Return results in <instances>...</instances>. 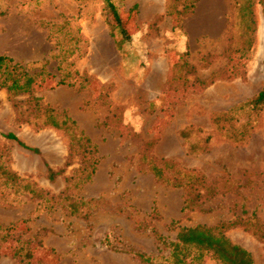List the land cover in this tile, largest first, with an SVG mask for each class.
Instances as JSON below:
<instances>
[{"label": "rangeland", "instance_id": "rangeland-1", "mask_svg": "<svg viewBox=\"0 0 264 264\" xmlns=\"http://www.w3.org/2000/svg\"><path fill=\"white\" fill-rule=\"evenodd\" d=\"M111 1L122 11L129 42L122 43L109 22L106 0H0V54L31 73L50 72L46 85L61 77L75 83L33 94L42 105L66 111L98 146L100 160L91 181L76 187L71 199L56 197L51 207L53 201L0 180V223L12 226L0 264H27L14 256L26 241L34 250L31 264H169L170 248L158 235L173 241L179 227L228 221L239 224L226 235L264 264V238L244 225L255 214L264 228V107L251 116L243 112L235 124L251 132L244 142L227 140L214 125L216 114L264 87L262 0H253L251 47L238 21L244 0ZM184 33L188 51L181 54ZM75 70L90 77L88 89ZM31 95L0 89V165L33 189L64 196L67 179L84 168L85 152L72 154L65 129L38 127L45 115L29 114ZM132 106L144 120L139 134L122 122ZM153 163L164 180L151 170ZM50 168L63 172L51 180ZM177 169L197 171L199 183L176 186L183 176ZM72 203L80 204L78 214ZM139 253L155 261L145 263ZM206 264L217 262L208 256Z\"/></svg>", "mask_w": 264, "mask_h": 264}, {"label": "trees", "instance_id": "trees-1", "mask_svg": "<svg viewBox=\"0 0 264 264\" xmlns=\"http://www.w3.org/2000/svg\"><path fill=\"white\" fill-rule=\"evenodd\" d=\"M107 1L108 19L114 29H116L120 36L121 42H129L132 35L128 29L127 23L124 21L122 11L111 0ZM264 4V0H262ZM255 2L253 0L239 1L238 3V21L241 27L244 28L246 33H249V37H245L247 47H251L253 37L257 30V17L254 9ZM75 75L81 80V84L84 88L88 89L91 79L87 74H80L78 70L74 71ZM44 75V77H42ZM53 77L50 72L42 69L31 73L27 66L16 62L12 57L4 54H0V89H8L12 92V95L17 93H32L29 101L33 107H30V115L34 112L35 118H38V111H41L45 117L38 126L39 128L46 126H53L58 129H65L70 135V145L72 148V154H75L77 150L85 152L86 158L84 159L85 165L80 173L76 174L70 179H67V187L64 196H52L48 192H41L33 189L30 183H23L24 179L18 175V173L11 171L4 166L0 165V180L5 183L11 184L18 188H24L29 190L28 192L34 197L42 200L43 202H51L47 204V207H51L56 204V197L59 199H71L72 191L89 181L92 180L96 173L97 165L99 164V148L92 140L85 134L83 130H80L76 121L66 113V111H57L50 106H44L41 103V97L35 96L33 93L39 91L42 88L54 89L61 85H67L74 87L75 83H68L66 77H61L59 80L53 82L51 85H46L48 78ZM264 107V87L261 91L250 100L240 103L233 107L228 112L218 113L214 117V125L221 132L222 136L229 141L241 143L251 137V132L236 127V123L240 121L241 114L247 112L249 116L255 115ZM27 114L26 112H24ZM37 113V114H36ZM63 115L61 118L60 116ZM29 116V115H27ZM28 122H32L29 118ZM37 122V121H36ZM37 125V123H35ZM236 128L234 133L231 130ZM9 139L16 141L20 146L30 149L39 153V149L32 148L26 145L16 134L9 133L6 135ZM184 139L190 138L188 131L182 132ZM209 138H207V142ZM74 148V149H73ZM192 152H197L195 147L192 146ZM147 158V156L145 157ZM165 164L168 161L162 160ZM151 162V161H150ZM152 163V162H151ZM174 168V163L171 164ZM151 170L158 179H165V175L161 167L156 163L151 165ZM179 173L183 174L181 179H178L175 183L176 186L186 187L191 189L199 182L200 175L197 171L187 170L183 172L177 169ZM61 171H55L52 168L49 169V177L51 180L61 173ZM203 178V176H201ZM204 183V182H201ZM191 201V200H190ZM90 201L83 200L82 205ZM191 202H188L186 207H190ZM70 210L74 214H78L81 210L79 203H72ZM176 224L175 222L173 223ZM239 223L237 221L221 222L216 225H196L192 227H179L178 234L175 240L168 241L162 235L157 236L158 242L170 248L169 264H206V258L209 256L216 260L217 264H255L254 258L250 251L245 247L233 242L227 235L226 231L235 227ZM248 230H252L253 226L257 228L256 234L264 238V228L260 225L256 215L253 214L247 222L244 223ZM11 225H4L0 223V253L4 249L5 245L11 238ZM33 247L30 241L22 242L21 245L15 251V258L21 259L20 261L27 260V264H31L33 258ZM138 257L145 263H151L155 261V258L146 256L143 253H139Z\"/></svg>", "mask_w": 264, "mask_h": 264}, {"label": "clouds", "instance_id": "clouds-1", "mask_svg": "<svg viewBox=\"0 0 264 264\" xmlns=\"http://www.w3.org/2000/svg\"><path fill=\"white\" fill-rule=\"evenodd\" d=\"M178 32L180 31L179 29L177 30ZM140 34L138 33L137 36L133 37V40L135 41ZM165 35L169 36L171 38L172 34L170 32H166ZM189 41V37L186 33L181 34L179 36V41H178V47L177 51L179 53H185L188 51L187 44ZM157 107H159V101H157ZM139 109L136 106H132L127 108L124 113H123V124L125 126H131L133 130L139 134L142 130V126L144 123L143 117L139 114Z\"/></svg>", "mask_w": 264, "mask_h": 264}]
</instances>
